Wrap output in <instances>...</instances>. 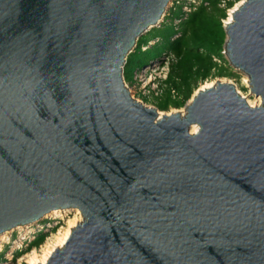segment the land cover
I'll return each instance as SVG.
<instances>
[{"label":"water","instance_id":"obj_1","mask_svg":"<svg viewBox=\"0 0 264 264\" xmlns=\"http://www.w3.org/2000/svg\"><path fill=\"white\" fill-rule=\"evenodd\" d=\"M169 2L0 0V233L82 216L46 264H264V0L223 25L260 102L217 81L157 118L123 66Z\"/></svg>","mask_w":264,"mask_h":264},{"label":"trees","instance_id":"obj_2","mask_svg":"<svg viewBox=\"0 0 264 264\" xmlns=\"http://www.w3.org/2000/svg\"><path fill=\"white\" fill-rule=\"evenodd\" d=\"M237 1L200 0L177 27L171 22H161L159 26L150 28L137 39L135 48L128 53L123 66L124 80L131 82L134 69H140L163 52H171L175 59L165 80V92L154 100L158 110H168L182 107L199 83L213 77L233 75L232 66L222 55L226 38L223 19L227 18L226 10ZM183 16L181 4L171 10L167 18L173 21ZM151 40L155 41L149 45ZM143 45L147 47L142 49ZM216 58L224 64H219ZM132 64L134 67H131ZM171 89L175 96L171 94ZM44 239L45 235L40 233L24 252L39 246Z\"/></svg>","mask_w":264,"mask_h":264},{"label":"built area","instance_id":"obj_3","mask_svg":"<svg viewBox=\"0 0 264 264\" xmlns=\"http://www.w3.org/2000/svg\"><path fill=\"white\" fill-rule=\"evenodd\" d=\"M199 2H196L195 0H175V2L173 1L171 7L169 8L167 15H170L171 8L172 10H174L177 5L179 6L182 4L184 16L182 18L173 19V24L177 27L178 23L182 19H184L187 16V13L190 12ZM150 42L151 41H149V43ZM146 47L147 46L143 45L142 49H145ZM174 59V55L171 52H163L160 57L149 61L140 69H136L133 73L131 82H126L124 80V83L127 89L130 91L131 96L135 98L133 95V90H135L136 88L137 97L135 99L139 100L142 103H144L143 99H146L147 101L149 98H158L162 96L164 90L166 89L165 80L167 79L170 66ZM170 92L172 95H174L175 93L173 89H171ZM150 106L156 107L154 105ZM61 219L62 217L48 216L32 224H29L28 226L25 225L22 227H17L14 233V238L11 240V237L13 236L11 233L10 239L8 241H5V243L8 244L7 250H3V242H1L0 244V253L2 254L0 264L20 263V260L22 259L21 256L23 255V253L27 252H24V250L31 244V242L40 233L45 234L52 228H57V225L61 222ZM20 252L23 253L20 255Z\"/></svg>","mask_w":264,"mask_h":264},{"label":"rangeland","instance_id":"obj_4","mask_svg":"<svg viewBox=\"0 0 264 264\" xmlns=\"http://www.w3.org/2000/svg\"><path fill=\"white\" fill-rule=\"evenodd\" d=\"M173 1L175 2V0H170V2L168 3V7L166 8V10H165V12H164V14H163V16H162V18L163 19H161L160 20V23L161 22H165V23H173V21L172 20H170V18H167V14H168V11H169V8L171 7V5H172V3H173ZM191 1H193V0H191ZM196 2L198 1L199 2V0H195ZM240 0H238L237 2H239ZM237 2H235L234 3V5L237 3ZM223 5V4H222ZM233 5V6H234ZM232 6V7H233ZM231 8V7H230ZM230 8H228L227 10H226V12H227V18H228V13H229V9ZM171 10H172V8H171ZM227 18H225V19H223V25L225 24L226 25V23H225V21H226V19ZM160 23H159V25H160ZM158 25V26H159ZM144 37H146V36H144ZM149 37V36H148ZM148 37H146V38H148ZM226 38H227V36H226ZM225 38V39H226ZM153 43V40H151V42L149 43V44H152ZM224 52H225V49H223L222 50V55H223V57L226 59V57H225V55H224ZM216 61L217 62H219V64H221V65H223L224 63H223V61L221 60V59H217L216 58ZM227 61V60H226ZM228 62V61H227ZM131 67H134V65L132 64L131 65ZM233 68V71H234V74L233 75H230V76H225V77H213V78H210V79H208V80H206V81H204V82H202V83H199L198 84V86H197V88L192 92V94H191V96L187 99V101L185 102V104H189V102H190V100H191V98H192V96L194 95V93L196 92V90H198L203 84H205L206 82H213V83H215L217 80H227V81H230V82H232L234 85H235V87H236V89L238 90V92L242 95V96H244L245 98H246V100H247V102L249 101L250 103L252 102V106H255V105H257L258 103V99H257V97L258 96H255V95H253V93H250V91H249V87H248V83H247V76L244 74V73H242L241 71H239L238 69H236V68H234V67H232ZM135 70L136 69H134L133 70V73L135 72ZM130 86H131V84H130ZM139 87V86H138ZM164 92H165V90H164ZM164 94V93H163ZM133 95H134V97L136 98L137 97V88L135 89V90H133ZM156 98H149L147 101H146V99H143V102H144V104L145 105H147V106H150V105H154V100H155ZM139 101V100H138ZM248 102V103H249ZM184 104V105H185ZM184 105L182 106V107H179V108H169L168 110H158V112H159V114L160 113H162V114H170L171 112H179V113H183L184 112ZM155 106V105H154ZM81 215V214H80ZM71 218H79V216L78 215H75L74 213H73V210L72 211H70V212H68V213H66V215H64L63 216V218L61 219V222L60 223H58V225H57V228L55 227V228H52L50 231H47L44 235H45V239H44V241L40 244V246H37V247H32V249H30V251L28 250L27 252H25V253H23V255L21 256V260H20V263H16V264H27L26 263V255H28L29 253H32V252H36L37 254H40L41 252H42V248L45 246V244L46 243H54V240H55V236L58 234V232H60V231H63V229L66 227V226H68L67 225V220L68 219H71ZM82 219V218H81ZM79 222H81V220L79 221ZM17 228V227H16ZM16 228L15 229H13V231H12V237H11V240L14 238V233H15V230H16ZM3 242V250H7V243H5V241H2ZM1 253H0V259H1Z\"/></svg>","mask_w":264,"mask_h":264},{"label":"bare ground","instance_id":"obj_5","mask_svg":"<svg viewBox=\"0 0 264 264\" xmlns=\"http://www.w3.org/2000/svg\"><path fill=\"white\" fill-rule=\"evenodd\" d=\"M243 1L244 0H240L233 7H231L229 9L228 18L225 21L226 25L231 23L234 10H236L238 8V6ZM227 37H228V35H227ZM217 81L228 82L227 80H217ZM216 82L215 83L206 82L198 90H196V92L194 94H196L197 91H199V90H205V89H210V88L214 87L216 85ZM257 99H258L257 103H259L260 102V98L257 97ZM249 104L252 106V102L251 103L249 102ZM161 115H162V113L159 114V112H158V117L157 118H159ZM196 129H197L196 125H192L191 132H195ZM72 210H73V213L75 215L79 216V218L68 219L67 220V225L68 226H66L63 229V231L58 232V234L55 236L54 243H46L45 246L42 248V252L40 254H37L36 252H32V253H29L28 255H26L25 257H26V263L27 264H46V262L49 260V258L52 255V253L55 252L57 248H61L62 246H64L65 242L67 241V239L69 238V236L71 234L72 229L75 226H77V224L79 223V221L82 218V216L80 215L81 214L80 210L78 208H54V209L50 210L49 212H46L43 215L44 217H48L49 216V217H62L63 218V216L66 213H68V212H70ZM17 227H22V226L19 225ZM11 233H12L11 229L3 231L2 233H0V244H1L2 241H8L10 239V234Z\"/></svg>","mask_w":264,"mask_h":264}]
</instances>
